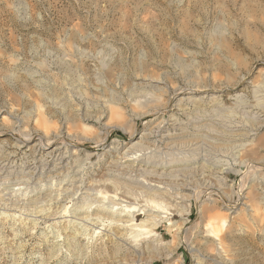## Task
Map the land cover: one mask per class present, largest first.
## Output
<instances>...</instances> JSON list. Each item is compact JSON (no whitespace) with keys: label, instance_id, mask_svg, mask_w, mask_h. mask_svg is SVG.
<instances>
[{"label":"rangeland","instance_id":"374dc122","mask_svg":"<svg viewBox=\"0 0 264 264\" xmlns=\"http://www.w3.org/2000/svg\"><path fill=\"white\" fill-rule=\"evenodd\" d=\"M151 77L158 90L147 88V93L143 80ZM178 92L177 98L191 100L212 95L232 112L215 116L220 123L215 131L197 132L190 120L200 111L185 104L187 114L179 116L173 101ZM263 97L264 0H0V264H196L192 246L200 264H264V167L212 169L217 162L234 161L233 142L221 136L222 123L231 118L252 122L249 112L264 106ZM171 114L190 125L188 140L206 148L201 165L185 176L135 175L138 181L128 185L117 178L115 166L106 164L108 159L95 165V176L89 177L85 172L97 163L95 154L79 177L88 182L90 194L82 190L64 196L54 214L51 203L59 190L64 193L60 179L45 185L52 197L34 204L26 199L27 187L18 185L19 175L3 174L9 153L15 166L40 154L38 142L16 148L17 139L27 134L45 136L61 129L80 135L75 148L93 150L95 142L81 136L100 129L99 139L119 143L122 153ZM100 115L102 129L85 120ZM188 140L172 150V157L195 152L197 145L190 147ZM254 144L258 150L249 146L244 159L263 155L264 129ZM154 156L158 165L171 158ZM150 184L173 193L184 185L200 191L211 185L222 194L215 192L213 206L206 202L201 212L194 199L176 200L178 208L171 210L168 197L155 195ZM240 195L254 212L234 208ZM75 202L82 215L73 210ZM120 207L135 211L119 223L117 216H101L107 211L118 215ZM223 218L229 223L220 232L222 241L206 243L204 236L217 230ZM118 237L141 252L118 255Z\"/></svg>","mask_w":264,"mask_h":264},{"label":"bare ground","instance_id":"6f19581e","mask_svg":"<svg viewBox=\"0 0 264 264\" xmlns=\"http://www.w3.org/2000/svg\"><path fill=\"white\" fill-rule=\"evenodd\" d=\"M151 78L147 82H144L143 80V84L145 83L146 85V87L142 89L143 91L147 92V88H151L152 90H158V87H156L158 85L154 84L155 79L154 78L151 79ZM179 95H182V94L178 92L173 97V101L176 102L175 104V108H177L176 110H178L179 112L181 111V114H178L179 116H181L183 112L185 114L186 111L183 107V105L185 104H187L193 109L200 111V114L194 120L190 118L191 127L195 128L197 132H201V130H203L204 128L215 131L217 128L216 125L220 126V123H218L217 119H215L216 118L215 116L216 115L218 116L219 114H221L222 111L232 112V108L226 107L224 105V102L221 99H218L217 97H214L212 95H205L201 97L200 99L197 98L195 100H191L190 97L177 98ZM238 98L240 99V96H238ZM190 101L192 102V104L188 103ZM256 107L258 108H252V110L249 112V114L253 115L252 122H249V123H243L239 121L235 122L233 118H231L230 121L228 120V122L222 123L224 125V128L222 129L221 136L229 137L230 140H227L228 143L233 142L231 144L233 147L232 156H233L234 161L230 164L229 163L219 164L220 162L212 164L213 170L217 168V169H222L224 171L225 167L220 168L223 165H228L226 167L227 169H229V167L230 169H232L235 166H241L242 168H245L247 171L254 165L264 167V149H261L262 154H263L261 157L259 158L255 157V159H257L256 161L255 160L249 161L243 158V153L247 151V148L249 146L250 147L253 146L251 149L253 150L255 149L256 145L254 143L257 139V136L264 129V106L262 104L260 105V107L259 106H256ZM179 116H175V114L174 115L171 114L169 121L167 120L168 122L160 121V123L157 124L155 132L152 131L153 129H150L148 131L142 132V134L139 136H137L139 133L136 134L137 136L136 139H134L122 153L120 152L119 143L117 144L114 142L109 143L108 140H106L107 138L99 139L101 135V133H99L100 129L98 132H95V131L93 132V130H95L93 129L92 132L90 133L91 134L90 136L89 135L81 136V138L84 140H91L95 142L96 145H95V148H93V150H90L88 147L80 146V145H78L79 147L76 146L77 148H75L74 138L80 135L70 133V132L68 133V131L64 132L65 130L63 131L61 129L60 131H57V132L51 131V133L46 134L45 136L40 135L38 137H34L30 134H27L28 136L24 140L23 139L21 140V138L17 139L16 144H15L16 148L19 150L20 149L25 150V148H29V147L31 148L32 146H35L38 142L39 146H41L40 154L37 155V157L33 159V162H30L29 164H25L23 166H15L16 164L11 165L13 158H10V153H9L8 155L9 157L6 160V162L8 163L6 164V166H4L3 174L6 173V176L8 177L9 175H12V173H15V175L16 174L19 175L20 181L17 182L18 185L20 184L22 186L23 184L24 186L27 187L25 189H28L29 193L27 195L28 198L26 199L30 200L29 203H34V204L38 202L40 199H43L44 197L46 198L52 197V191H51V188L49 187L50 185H48V187H46L45 185L50 184L52 182H56L57 179H60L61 181L60 184L62 187L61 191H63L64 193L62 195L59 190L57 197H54L53 195L55 202L51 204L57 205V206L53 205L54 206L53 208L51 207L52 211L55 212V213L53 212L54 214H56L58 210L60 209V205H58V203H61L63 201L62 199L64 196L68 194H73L72 197H74L78 195L82 190H85L87 194H90L89 191L91 188L88 182L86 183L83 180H80L79 177L81 176L83 172L82 168L85 165L84 163L86 161L91 160L95 154L98 157L97 163L94 164L93 166H90L85 172V174H88L89 177L95 176L94 174L98 168V167L95 168V165L101 167L105 165V162L108 159H111L106 164L108 166L110 165L115 166L116 169H114V171L117 170L118 172V177L115 174L112 176L117 177L120 180H124V182L127 183L128 185H130V183L138 181V178H136L137 176H144V177H149V178L155 177V178H159L160 180H165L170 177H175L176 179V178H179L180 176H185V174L189 171L195 170L196 166L201 165V162L206 158L205 157L206 153L205 154L202 153L204 150H206V148L198 145V141L194 142L191 139H189L191 142L188 144H191L190 147L193 145H197L196 147L194 146L192 148L195 152H192V154L189 155V157H187L188 155L187 156L185 155L186 158L177 159L175 156L176 154L174 155V157H172V154H174L172 150L175 149V147H177V145H179L180 143L185 144L186 143L185 139L188 140V138L190 137V134H189L190 125L186 123L182 124L183 122L181 121ZM103 117L104 116L100 115L96 119L93 117L94 119L86 118L85 120H87L89 123L91 122L101 127L102 129L101 121ZM116 128L117 126L113 127V129H116ZM104 129H106V126L104 127ZM118 129H122V128L118 126ZM183 133L186 135H183ZM177 138H180L181 142L180 141L177 142V140H179ZM262 140H263V137H261L258 140V142ZM31 143H34V144L31 145ZM151 147L152 149L150 150ZM257 147L259 148L260 146H257ZM198 149H200L201 152L198 153ZM138 152H142V153L138 154ZM14 153L16 154V152ZM119 154L121 155V158L118 160ZM156 154L165 155L167 157L171 156V158L169 157L167 161L158 165L157 160H155L154 158L155 157L154 155ZM20 168L21 170L20 172H18V169ZM244 171H245L244 169L236 170L237 173H241V174L244 173ZM216 173L220 174L221 172L216 171ZM17 180H18V177H17ZM163 182H160V183L162 184ZM77 183H80V185H77ZM71 187H72V191L70 190ZM73 188L75 190H73ZM149 188L152 189L155 192V195H157L158 197L159 196L163 197L164 195H166L168 198L166 197L167 199L165 200L166 202L169 200L168 205L171 207V210H172V207L177 206L178 202H175L176 200L185 202V201H189L190 199H194L195 202L199 204V207H200L199 210L201 212L203 211V208L206 202L209 203L211 207L213 206L214 203H212L213 200L211 197L214 195L215 192L222 194L220 189H215L211 185H209L208 187H204V189L201 191H200L201 188L198 186L192 187L191 185H184L180 188L181 190L175 191V193H173L172 191H167V189H165L162 186H159L158 184H150ZM173 190H176L175 187ZM205 194L208 195V198L203 199ZM60 195L62 196L60 197ZM79 196L74 199H78ZM244 199H245L244 196L240 195L239 202L233 205L234 208L237 209L241 205V206H245L248 212H254L255 208H252L250 205H248L247 202L244 201ZM173 202H175V204H173ZM118 206H121V203L118 202ZM233 206L231 208H233ZM176 208H178V206ZM73 210H75L76 213L80 215H82L84 212V211L83 212L81 211V205H78L77 202H75V208H73ZM133 211L135 210L126 211V209L120 207L118 208V215H116L115 213L112 214L107 211V212H103L101 216H104L107 214H111L113 217L117 216L118 223H119L121 222L119 220H123V218L126 216L129 217L128 213L133 212ZM94 215H97V214H94ZM131 220H134L133 215L131 216ZM159 221L157 223H160ZM228 223H229L228 220L226 218H223L221 222L219 223L217 230H214L212 228V233L208 232L209 234L208 235L206 234L204 236L205 242L208 243L211 241H214V242L222 241L220 237V234H221L220 232L222 231V228L227 226ZM186 228H187V221L184 222L181 226L182 232H185ZM76 236L78 235H73L74 238ZM120 240H121L120 237H118V244L114 248L116 253L118 252V255H121L124 251H128V252L135 253V254L141 252L140 250H138L136 247H134L132 244L128 243L127 241L121 240L122 241L121 242ZM190 251L193 255V259L196 262V264H200L201 260H199L200 256L198 254L197 249H195V247L192 246L190 248Z\"/></svg>","mask_w":264,"mask_h":264}]
</instances>
